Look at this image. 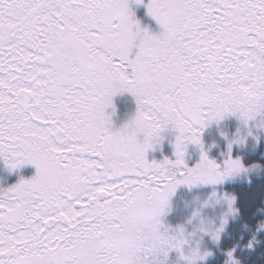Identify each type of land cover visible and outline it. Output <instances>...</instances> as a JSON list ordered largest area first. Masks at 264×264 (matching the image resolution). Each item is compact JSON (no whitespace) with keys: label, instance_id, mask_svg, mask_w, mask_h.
<instances>
[{"label":"snow or ice","instance_id":"6c2138e0","mask_svg":"<svg viewBox=\"0 0 264 264\" xmlns=\"http://www.w3.org/2000/svg\"><path fill=\"white\" fill-rule=\"evenodd\" d=\"M145 7L158 33L129 0H0V159L36 169L0 188V264H169L173 251L175 264H197L211 255L186 253L195 233L161 218L178 186L251 170L231 155L243 136L228 141L221 165L202 135L228 116L264 118V0ZM123 93L136 111L115 127ZM168 130L175 159L149 160ZM189 144L201 149L194 166ZM210 199L226 210L218 223L201 217L196 231L219 242L236 198ZM234 251L224 264H240Z\"/></svg>","mask_w":264,"mask_h":264},{"label":"rangeland","instance_id":"374dc122","mask_svg":"<svg viewBox=\"0 0 264 264\" xmlns=\"http://www.w3.org/2000/svg\"><path fill=\"white\" fill-rule=\"evenodd\" d=\"M146 26L153 32L158 33L160 31L159 25L156 24L152 17H150V22H148ZM114 100L117 109L112 119L114 121V126L120 127L134 116L136 104L134 98L128 93L120 94L116 96ZM249 132H251L250 135ZM175 135L176 133L174 130L165 131L162 134L163 139L161 143L154 150L149 151L148 159L162 160L164 157L175 159ZM238 135L245 138V143L232 145L231 155L233 158H241V152L245 151V149L252 152L258 149V144L264 136V118L257 117L255 120L249 121L247 125L242 123L236 116H228L219 123H211L203 130L202 135L203 146L209 158L215 159L217 163L222 165L224 159L228 155V141L235 139ZM237 147L240 150L239 152L236 151L238 150L236 149ZM200 156V147L198 145L189 144L185 153V162L189 166H194L199 162ZM35 171V166L28 163L14 170H9L5 166L3 159H0V188L9 187L17 183L21 178H31L35 175ZM230 178L232 177L226 178L224 181ZM214 191L218 196L225 195L221 183L216 185L197 184L191 187L188 185L178 186L174 195L171 197L169 208L161 218L164 225L170 226L173 230L182 226L186 234L195 233L190 236L189 243L185 245L186 253L191 248H199L201 252L212 250L213 253V247L219 244L228 224L235 217V215L228 216V223L225 225V230L221 233L219 242H214L210 236L196 231V225L199 223L201 217L218 223L219 217L226 210L227 205L223 201L217 203L210 199L211 193ZM206 201L208 202L207 204H205ZM197 210H199L200 215L194 217L193 214L197 212ZM209 257L210 255L203 260H198L197 264H201ZM177 258L178 254L175 251L171 252L169 264H175ZM179 264H185V262L180 260Z\"/></svg>","mask_w":264,"mask_h":264},{"label":"trees","instance_id":"16d2710c","mask_svg":"<svg viewBox=\"0 0 264 264\" xmlns=\"http://www.w3.org/2000/svg\"><path fill=\"white\" fill-rule=\"evenodd\" d=\"M241 160L251 170L221 183L225 194L235 196L238 213L213 247V253L210 250L212 255L201 264H224L230 249L235 250L240 264H264V229L259 227L264 223V136L256 151L241 152Z\"/></svg>","mask_w":264,"mask_h":264},{"label":"flooded vegetation","instance_id":"af4514ba","mask_svg":"<svg viewBox=\"0 0 264 264\" xmlns=\"http://www.w3.org/2000/svg\"><path fill=\"white\" fill-rule=\"evenodd\" d=\"M129 3L132 11L135 13V17L141 21L142 26H145V23L150 20L145 7L147 0H143L141 4L135 3V0H129Z\"/></svg>","mask_w":264,"mask_h":264}]
</instances>
